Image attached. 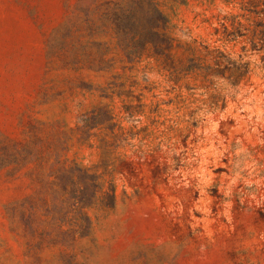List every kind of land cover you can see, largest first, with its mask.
Returning a JSON list of instances; mask_svg holds the SVG:
<instances>
[{
    "label": "rangeland",
    "instance_id": "rangeland-1",
    "mask_svg": "<svg viewBox=\"0 0 264 264\" xmlns=\"http://www.w3.org/2000/svg\"><path fill=\"white\" fill-rule=\"evenodd\" d=\"M0 264H264V0H0Z\"/></svg>",
    "mask_w": 264,
    "mask_h": 264
}]
</instances>
